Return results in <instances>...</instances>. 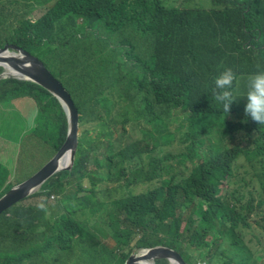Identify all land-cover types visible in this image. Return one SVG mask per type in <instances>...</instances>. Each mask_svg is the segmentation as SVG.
I'll list each match as a JSON object with an SVG mask.
<instances>
[{
  "label": "trees",
  "instance_id": "1",
  "mask_svg": "<svg viewBox=\"0 0 264 264\" xmlns=\"http://www.w3.org/2000/svg\"><path fill=\"white\" fill-rule=\"evenodd\" d=\"M6 44L62 83L80 130L71 169L28 196L39 202L0 214V264H123L133 249L156 245L188 264H264L251 248L264 238V123L245 116L241 97L264 69V0H0ZM226 66L237 97L227 115L213 96ZM26 98L36 105L33 127L16 148L9 134L0 139V155L17 151L9 187L68 132L54 94L0 79L1 100ZM9 103L0 127L18 112Z\"/></svg>",
  "mask_w": 264,
  "mask_h": 264
},
{
  "label": "water",
  "instance_id": "2",
  "mask_svg": "<svg viewBox=\"0 0 264 264\" xmlns=\"http://www.w3.org/2000/svg\"><path fill=\"white\" fill-rule=\"evenodd\" d=\"M13 49H15V52L11 51ZM13 49L8 44L0 48V66L13 69L15 73L12 76L15 78L36 82L54 94L66 111L68 117V132L65 142L51 159L33 175L12 186L0 196V214L13 204L32 194L57 172L63 169H71L75 159L80 130L79 111L74 105L71 95L62 83L53 76L43 61L38 57L18 46H14ZM2 77L3 73L0 74V79ZM67 155L69 156V160L65 163L64 158ZM138 251L142 253L139 254ZM158 259H167L170 264H174L173 262L176 264H187L178 251L164 245L148 247L142 250L133 249L124 264H156Z\"/></svg>",
  "mask_w": 264,
  "mask_h": 264
},
{
  "label": "clouds",
  "instance_id": "3",
  "mask_svg": "<svg viewBox=\"0 0 264 264\" xmlns=\"http://www.w3.org/2000/svg\"><path fill=\"white\" fill-rule=\"evenodd\" d=\"M213 38L215 41L216 34H213ZM215 43H216V41H215ZM11 51L15 52V50H11ZM2 73H3L2 78L14 77V76H12V74H14L15 71L13 69H7V68L3 67V71L0 74H2ZM235 79H236L235 71L233 70L232 67H228V66H226L222 70L218 71V73L213 78V85H214L213 96H214V99H215V101H217L222 106V109L226 113V115L229 113L230 105L232 104V102L237 99V97H235L233 94ZM241 97L245 98V100H246V103L244 104L245 116L250 117L252 120L259 122V124L264 123V69H258L254 73L250 74V76L246 82V85H245L244 94ZM0 101H2V100L0 99ZM36 116H37V114H36ZM15 170H14L13 177L15 175ZM22 181H20V182H22ZM20 182H18V183H20ZM18 183H16V184H18ZM16 184H14V185H16ZM14 185H12V186H14ZM12 186L8 187L5 190V192H7ZM40 187L38 189H36L33 193L38 191L40 189ZM54 197H55V195L52 194L51 198H54ZM26 198H28V196L25 197L24 199H21L20 201L25 200ZM19 202H17V203H19ZM40 206L43 207V205H40ZM142 249H144V248L136 249V250H142Z\"/></svg>",
  "mask_w": 264,
  "mask_h": 264
},
{
  "label": "crops",
  "instance_id": "4",
  "mask_svg": "<svg viewBox=\"0 0 264 264\" xmlns=\"http://www.w3.org/2000/svg\"><path fill=\"white\" fill-rule=\"evenodd\" d=\"M7 103H9V100L0 101V112L3 113L4 105ZM9 106L11 109L13 108V106H15L18 112L10 113V115L13 116L12 123L10 125L3 122L0 129L6 130V133L1 135L0 139H2L6 134H9L11 138L12 146L16 148L21 134L29 131L34 125L35 116H36V105L32 99L26 98L24 100H21L20 102L18 100H11V102L9 103ZM14 155H17V151L14 153L0 155V161H2L8 156H14ZM12 179H13V175L10 173L9 177L5 180L4 184L0 183V194L1 195L5 192V190L3 189L5 188L7 184H8L7 188L9 187L10 183L12 182Z\"/></svg>",
  "mask_w": 264,
  "mask_h": 264
},
{
  "label": "rangeland",
  "instance_id": "5",
  "mask_svg": "<svg viewBox=\"0 0 264 264\" xmlns=\"http://www.w3.org/2000/svg\"><path fill=\"white\" fill-rule=\"evenodd\" d=\"M41 11H42L41 8L36 9V10L33 11V14L32 15H34L35 17H37V16L40 15ZM174 127H175V125H171L170 126V129L173 130ZM178 135L179 134L176 133V136H178ZM159 147H163L165 149H170V148H172V144L160 142L159 143ZM38 156H39V150H35L33 156L31 157V161H32L34 167H36L39 164V158H38ZM46 156H47V160H48V159H51L54 155L51 156V158H50L49 157V153H47ZM47 160L45 162H43L41 164V166H39L37 168V171L47 162ZM16 164H17V157H16V155H14V156H8L5 159H3L2 161H0V183L1 184H4L5 180L9 177L10 173L12 175L14 174V170H15ZM7 186H8V184L5 186V188L3 190H6L7 189ZM54 195H55V197L50 199L52 202H56V200L58 199L57 195L56 194H54ZM42 198L43 197H38V198H36V197L35 198H31L30 197V198H27V199L23 200L22 202L24 204H32V203L39 202V200H41ZM110 244L113 245L112 242ZM251 248L254 251L253 252V256L256 259H259V260L260 259H264V238H260V246L258 248L255 247V246H251ZM138 253L141 254L142 252L141 251H138ZM198 264H204V263L201 261Z\"/></svg>",
  "mask_w": 264,
  "mask_h": 264
},
{
  "label": "bare ground",
  "instance_id": "6",
  "mask_svg": "<svg viewBox=\"0 0 264 264\" xmlns=\"http://www.w3.org/2000/svg\"><path fill=\"white\" fill-rule=\"evenodd\" d=\"M67 160H69V156L68 155L64 158L65 163L67 162ZM173 263L176 264L175 262H173Z\"/></svg>",
  "mask_w": 264,
  "mask_h": 264
}]
</instances>
